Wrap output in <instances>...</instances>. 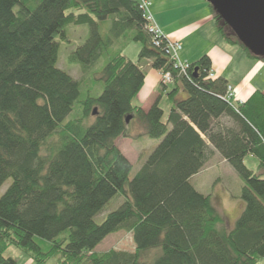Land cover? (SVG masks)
<instances>
[{
    "label": "trees",
    "instance_id": "16d2710c",
    "mask_svg": "<svg viewBox=\"0 0 264 264\" xmlns=\"http://www.w3.org/2000/svg\"><path fill=\"white\" fill-rule=\"evenodd\" d=\"M206 3L221 37L264 62ZM71 26L89 27L67 57L78 66V79L59 67L62 43L73 44ZM146 26L138 0H0V188L12 181L0 197V264H17L5 255L12 246L33 264L264 259V91L244 102L228 100L229 84L210 77L208 56L182 73ZM131 42L142 44L137 62L122 51ZM144 61L172 76L161 83L174 88L167 122L160 97L148 111L133 104L145 85ZM179 83L186 97L178 96ZM128 117L159 141L133 179V163L117 144L138 137L128 135ZM216 153L243 183L234 196L241 211L233 225L220 197L228 189L213 181L220 193L213 196L192 183L208 174ZM248 156L257 158L258 171L247 166ZM117 196L123 204L97 223L95 216ZM122 230L132 233L133 252L95 251Z\"/></svg>",
    "mask_w": 264,
    "mask_h": 264
},
{
    "label": "crops",
    "instance_id": "0c3cea01",
    "mask_svg": "<svg viewBox=\"0 0 264 264\" xmlns=\"http://www.w3.org/2000/svg\"><path fill=\"white\" fill-rule=\"evenodd\" d=\"M153 1L156 2L151 6V11L156 23L168 39L178 41L182 45L180 52L182 62L192 64L203 56H208L215 77L226 79L230 87L234 88L235 102H244L256 91H264V62L247 58L244 51L239 49L241 47L229 44L221 37L206 0ZM141 67L146 73L145 85L134 99L133 104L148 111L158 97L162 98L159 90L160 72L151 67L150 61H144ZM179 87L178 96L186 97V91L181 83H179ZM127 133L131 136L136 134L133 130H129ZM122 138L134 141L128 137L118 139L120 149L131 161L130 156L120 146ZM214 159L218 161L213 163L214 170L233 171L218 153ZM226 193L224 202L240 206L239 201L235 203L231 201L228 190ZM240 211L239 209L234 219L239 216ZM234 219L230 220L232 225L235 222Z\"/></svg>",
    "mask_w": 264,
    "mask_h": 264
},
{
    "label": "rangeland",
    "instance_id": "374dc122",
    "mask_svg": "<svg viewBox=\"0 0 264 264\" xmlns=\"http://www.w3.org/2000/svg\"><path fill=\"white\" fill-rule=\"evenodd\" d=\"M156 1H152L155 3ZM19 7L17 6L15 10L17 11ZM107 23H104L102 25L101 31L105 32L106 30ZM69 35L72 37V45L62 43L61 45V50H60V57H59V67L68 71L73 77L75 78H80V71L78 66H71L67 62V57L68 54L75 48L76 45L82 43L85 38L89 35V27L88 26H82V27H75L71 26L68 28ZM142 48V44L140 42H131L127 44L123 48V53L128 56L131 60L133 61H138V56L140 53V50ZM239 48V47H238ZM241 49V48H239ZM160 80L162 83V73H160ZM99 87V85H97ZM100 88V87H99ZM174 88L172 85H168L167 90H165L161 85H159V90L162 94L161 102L160 105L162 109L165 110V115L163 117V120L167 122L168 120V113L170 110V106L172 105L171 101L168 98V92L172 91ZM222 124H229L232 123V121L229 118H222L221 119ZM127 129L133 130L136 132L138 135L134 142H132L131 139L127 140L122 138L120 140V146L123 148V150L130 156L131 161L133 163V170L130 174V179H133L136 173L141 169V166L143 163L147 160L149 155L152 153V151L155 149V147L158 145L159 141L156 139H151L147 135L142 134L144 132L143 130V125L141 122L138 120V118L131 119L129 122H127ZM119 145V141H118ZM217 159L211 160L206 168V172L208 174L204 173L201 174L200 176L194 178L192 180V183L194 185H198V187L201 189L203 188L205 192H208L209 194L214 192L213 196L219 195V191H213L212 187V182L215 181L214 183L217 182V184H220V186L226 187L228 190L231 191V201L235 203L237 200L234 198L236 195L239 194L240 192V187L242 183L241 178L238 176V174L234 173L233 171H223L221 173H217L214 170L213 163H217ZM246 164L250 169H253L255 171H258V165L259 162L257 158L248 156L246 158ZM209 173L212 174L209 175ZM219 175V176H218ZM213 176V179H212ZM221 177V180L218 178ZM217 178V180H216ZM11 179L7 180L5 184L0 188V197L5 193V191L8 189V187L11 184ZM213 183V185H214ZM218 186V187H220ZM221 188V187H220ZM219 188V189H220ZM202 189V190H203ZM226 190L221 192L220 197L223 198V201H225V196H226ZM222 201V202H223ZM124 202V199L122 197H115L113 198L109 204L105 206L102 212H100L98 215L95 216V220L97 223H102L107 215L112 212L117 210ZM225 204V207L223 206L224 212L228 216V220H232L235 218L239 212V206L235 205H230L229 202H223ZM110 249H117V250H125V251H130L133 252L135 250V243L133 239L132 233H129L127 231H119L110 234L107 236L95 249V251L98 252H104L108 251ZM5 255L7 257H11L16 260L17 264H33V260L29 254H27L24 250L21 248H18L16 246L10 247ZM150 261H153V258L150 259ZM48 264H58L57 259L53 258L51 259ZM257 264H264V259H260Z\"/></svg>",
    "mask_w": 264,
    "mask_h": 264
},
{
    "label": "water",
    "instance_id": "95a60500",
    "mask_svg": "<svg viewBox=\"0 0 264 264\" xmlns=\"http://www.w3.org/2000/svg\"><path fill=\"white\" fill-rule=\"evenodd\" d=\"M206 1L252 53L264 56V0ZM131 119L132 117H128L126 121Z\"/></svg>",
    "mask_w": 264,
    "mask_h": 264
},
{
    "label": "built area",
    "instance_id": "2783aa9c",
    "mask_svg": "<svg viewBox=\"0 0 264 264\" xmlns=\"http://www.w3.org/2000/svg\"><path fill=\"white\" fill-rule=\"evenodd\" d=\"M152 1L153 0H139L140 8L144 12V17L147 23L146 29L151 34L154 45L159 48L164 47L167 54H169L172 60L175 62L176 68H180L182 73H185L189 68V64L182 62L180 59L182 45L178 41H172L168 39L162 32L151 11ZM213 76V73H211L210 77ZM162 78V82L164 84H170L172 82V76L170 73H163ZM234 95V89L229 86L227 89L226 98L228 100L233 99Z\"/></svg>",
    "mask_w": 264,
    "mask_h": 264
},
{
    "label": "bare ground",
    "instance_id": "6f19581e",
    "mask_svg": "<svg viewBox=\"0 0 264 264\" xmlns=\"http://www.w3.org/2000/svg\"><path fill=\"white\" fill-rule=\"evenodd\" d=\"M211 73H213V75H214L213 77H215V73H214L213 71H211ZM229 86H230V85H229Z\"/></svg>",
    "mask_w": 264,
    "mask_h": 264
}]
</instances>
